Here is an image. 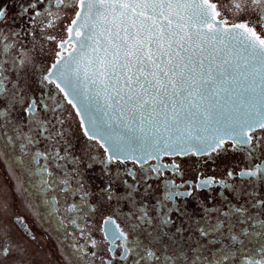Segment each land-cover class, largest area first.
<instances>
[{"label": "snow or ice", "instance_id": "6c2138e0", "mask_svg": "<svg viewBox=\"0 0 264 264\" xmlns=\"http://www.w3.org/2000/svg\"><path fill=\"white\" fill-rule=\"evenodd\" d=\"M37 54L51 60L39 77ZM229 152L244 165L166 180L153 197L152 176H182L185 158L206 165ZM24 156L50 161L80 204L91 196L107 253L100 264L189 255L188 264H232L248 205L264 211V0H0V159L22 167ZM161 156L171 163L149 164ZM4 205L0 264H33L27 240L36 237L13 239ZM90 246L99 249L96 239ZM72 248L73 260L89 255ZM244 251L246 264H262Z\"/></svg>", "mask_w": 264, "mask_h": 264}, {"label": "flooded vegetation", "instance_id": "af4514ba", "mask_svg": "<svg viewBox=\"0 0 264 264\" xmlns=\"http://www.w3.org/2000/svg\"><path fill=\"white\" fill-rule=\"evenodd\" d=\"M55 10V9H53ZM259 31V29H258ZM14 53H9L12 55ZM49 57L37 54L35 63L37 64V77L40 71L50 63ZM51 86L38 85L36 92H40L41 88L48 91ZM57 95H62L57 93ZM63 103V102H62ZM65 112H71L72 116L66 123L71 125L73 131L78 133L79 119L75 115V110L65 104ZM35 149H33L34 151ZM102 151V149L100 150ZM16 155H20L19 148L16 149ZM180 161V158H176ZM23 166H18L11 160V157L0 159V199L5 201V211L8 214L7 224L11 225L12 237L15 240H24L25 236L21 233L31 234L36 237L35 242L31 239L27 240L30 253L35 257L33 264H65V259L72 261V264H100L98 257L106 256L105 242L103 241V233L101 232L102 217L100 212H90L89 206L92 205L91 196L87 198V203L80 204L82 193L69 195L62 192V185L59 184L60 170L52 165L50 161L39 159V163H33L30 156L23 157ZM182 165L183 175H176L171 170H166L163 176H152L148 183L154 189L152 195L160 196L164 188V181L175 180L176 183L184 181H195L197 172H202L205 177L215 176L222 177L228 167L234 165H244L243 156L229 152L215 159V162L203 164L196 158H185L180 161ZM169 164L171 158L161 156L159 161L150 160L149 164ZM42 167H47L48 171H41ZM129 167L133 165L129 164ZM147 167V165L145 166ZM49 172L52 175H49ZM138 175L140 170L137 168ZM122 175V174H121ZM131 183V181L129 180ZM51 185V186H49ZM143 181H141V190ZM75 187V185H73ZM214 191L222 193L221 199L224 198L223 190L218 187ZM230 198V197H229ZM77 203L80 208L75 212H69L68 206ZM253 213V218L244 224L236 226L237 234L240 240L232 245L234 259L232 264H246L243 256L246 254L256 260H261L264 264V227L258 220H264V211L257 214V210L248 205ZM80 209H83L82 211ZM16 216L23 217L26 224L16 225L13 223ZM122 220L118 223L122 224ZM74 221V222H73ZM123 226V224H122ZM243 229V231H241ZM83 232V236L81 233ZM136 233H131L130 240L135 237ZM145 243L148 242L147 235L140 237ZM96 239L99 249L91 248V240ZM242 241L243 243H240ZM83 246L89 253L83 259L73 260V248ZM157 248L156 245L152 246ZM97 251V258H92L90 253ZM165 251L171 255L174 249L165 248ZM160 250L157 248V255ZM188 258L177 256L174 264H188ZM113 264H124V262L116 260Z\"/></svg>", "mask_w": 264, "mask_h": 264}]
</instances>
